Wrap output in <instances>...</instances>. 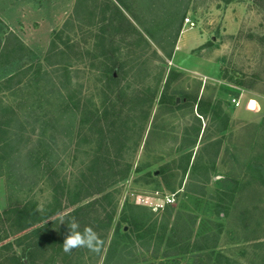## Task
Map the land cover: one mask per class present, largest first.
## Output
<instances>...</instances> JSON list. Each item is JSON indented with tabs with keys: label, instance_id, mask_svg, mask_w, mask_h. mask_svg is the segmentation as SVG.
Here are the masks:
<instances>
[{
	"label": "rangeland",
	"instance_id": "obj_1",
	"mask_svg": "<svg viewBox=\"0 0 264 264\" xmlns=\"http://www.w3.org/2000/svg\"><path fill=\"white\" fill-rule=\"evenodd\" d=\"M121 1L132 8L135 19L128 17L129 12L126 17L133 29L142 33L147 45L139 42L137 32L130 28L118 31L112 48L124 64L121 76L118 75L119 86L130 97L144 92L153 94L145 124L140 96L131 101L122 98L123 108L118 111L122 108L124 113L120 116L122 121L116 123L119 132L115 135L121 140V150L105 152L111 163L104 172L107 178L101 176L107 183L101 193L90 182L99 173L98 166L88 163L92 157L87 146L90 140L75 147L80 134H90L88 117L86 124L77 128L70 155L65 158L66 166H56L55 183L64 177L65 184L54 186L53 194L38 174L36 181H22L13 187L4 169L0 170V214L23 205L28 211L32 202L42 214L43 210L52 211L57 200L58 214L42 226L46 228L44 234L38 233L42 239L65 227L64 215L92 200H96L97 213L102 217L113 214V226L123 215H129V204L145 208V213L134 209L133 215L142 221L147 213L151 214L150 222L156 221V227L138 221L136 230L120 222L121 227H129V238L120 243L127 248V264H166L165 253L178 247L181 251V243L168 240L177 214L180 222L185 220L188 226L189 248L202 249L198 250L202 264H211L216 252L230 259L219 264H264V0ZM74 3L75 0H0V37L11 31L41 60L53 32L71 16ZM98 6L91 24L103 28L110 6L104 0H99ZM181 10H185L182 23L188 18L193 27L178 24ZM137 60L145 61L142 76L139 69H133ZM91 63L78 76L83 94L95 93V82L102 75L100 64L93 63L92 67ZM15 68L3 67L0 78ZM163 95L164 100L176 103L159 105ZM13 101L12 97L3 99L4 105L14 106ZM129 128L133 132H127ZM126 166H130V172L125 178L108 181L110 173L118 175ZM220 176L223 179H217ZM166 195H174L172 206H149L154 199L160 204ZM136 197L145 199L137 202ZM166 210L171 217L162 234L160 225L167 218ZM28 221H32L31 216ZM7 227L0 228V246L33 229L14 236L15 228ZM85 228H90V224H78L77 231ZM176 229L180 233L181 228ZM99 233V257L97 250L85 247L63 253L76 263L84 260L86 264H102L113 227ZM50 255L40 251L39 263ZM61 257L64 255L58 253L54 262L61 264ZM176 259L177 264L195 260L187 254Z\"/></svg>",
	"mask_w": 264,
	"mask_h": 264
},
{
	"label": "trees",
	"instance_id": "obj_2",
	"mask_svg": "<svg viewBox=\"0 0 264 264\" xmlns=\"http://www.w3.org/2000/svg\"><path fill=\"white\" fill-rule=\"evenodd\" d=\"M104 1L110 8L107 7L108 9H106L109 16L104 19L106 23L101 28L98 27V24H91L95 11L99 9V0H75L71 16L63 22L57 31L53 32L41 60H38L34 52L27 48L11 31L5 32L3 37H0V77L3 67H16L9 75L0 78V94L3 96L0 98V115L2 117L0 120V170L4 169L7 178L13 181V187L22 181H36L34 179L36 174L41 176L44 182H47L52 194L55 191L54 186L64 185L65 178L63 177L59 183H55L57 181L54 175L57 167L66 166L65 158L70 155L69 149L73 138L78 134L76 133L77 128L79 125L82 128L88 117L89 123H91V127L88 129L90 131V134L88 133L89 137H87L88 134L84 136L80 134L75 147L84 144L86 139L90 140L87 141V146L90 148L89 151L92 157L88 163L99 167V173L94 177L92 176L90 182L93 186L99 188L95 189L96 192L101 193L107 185L104 182V179L107 178L104 172L111 163L109 155L105 152L113 148L114 152L121 150V140L117 139L115 135L119 132V127H116L119 125H116V123L122 121L120 116L122 112L124 113L122 111L124 103L122 98L131 101L134 100L132 97L136 99L140 96L138 98L139 104H141L140 112L145 124L149 106L153 103V94L148 95L144 92L130 97L126 89L120 88L118 75L121 76L124 64L120 60L119 54L112 48V43L119 30L126 31L129 28L134 30L135 33L137 32L139 42H142L143 45H147V43L142 37V33L136 28L135 31L132 23L126 17L129 12L128 17L135 19L132 8L128 4L121 0ZM184 14L185 10H181V18L178 24L182 23ZM78 21L84 25L79 24ZM1 29L2 27H0V31ZM106 30L108 35H105ZM175 32L174 37L176 39L179 29ZM90 37H93V39H90ZM125 45L127 44L124 43L123 46ZM99 50L101 54H98ZM94 51H96V54ZM71 53L76 56L73 57ZM86 57H88V60H86ZM140 57L141 55L137 59ZM91 62L100 64L103 76L99 75L100 79L95 82V93L83 94L82 83H80L78 76L82 70L86 69L85 66L89 68L87 64ZM93 63H91L92 67H95ZM142 66L144 69L146 68L145 61L138 63L137 60V63L133 65V69H139L137 72L140 76H142ZM113 72H116V78L113 76ZM158 78L160 79L159 75ZM5 97L14 98L15 105H4L3 99ZM164 99L165 95L160 98L159 105L176 103L175 100L169 102ZM120 107H122L121 112L118 111ZM130 113H133V111L131 110ZM104 120L105 122H102ZM126 130L129 133L133 132L132 128ZM111 142H113V145L110 144ZM114 142L117 145H114ZM133 143L136 144V139ZM102 149L104 150L103 153ZM88 170L92 171L93 169L89 168ZM129 170L130 166H126V169L118 175L110 173L111 179H108V181L116 182L125 178L129 174ZM102 175L104 179L101 178ZM149 175L151 174L149 173ZM95 204L96 200H92L73 209L63 216L65 227L57 234L53 236L47 234L42 239L38 238V233L43 231L44 234L46 230L42 226L47 225V221L51 218L54 220L56 218L54 216L58 214L57 210L59 209L56 208H59L60 203L57 200L56 207L52 211L43 210L42 214L35 202L29 203L28 211H24L25 207L23 205L22 207H11L8 211L3 212L0 214L1 229L4 230L6 226H8L7 229L15 228L17 233L14 236H18L27 228L33 229L30 233L15 237L14 242H6L0 246V264H55L54 258L57 257L58 253L64 255V257H61V264H75L76 261H71L68 253H63V242L68 235L67 229L72 218H75L76 222L81 225L89 223L97 238L102 237V235H98L99 232H102V230L107 231L113 227V237L106 248L102 264L129 263L126 259V256H128L127 248L120 244L129 238V227L128 230L124 231V227L120 226V222L129 224L131 228L137 230L139 222H142L145 226L155 228L156 221L151 223L150 218L152 215L148 213L142 221L138 220L133 215V210L141 209L144 212L146 209L127 204L126 208L129 209V215H123L113 226V214L102 217L97 213ZM166 213L167 218H164L162 225H160L162 234L167 230L171 217L170 211L166 210ZM35 215L37 216L33 217ZM30 216L32 221H28ZM178 227L181 228L180 233L176 229ZM187 231L188 226L185 220L180 222L177 214L175 222L173 220L172 234L168 240L181 243V251L178 247L165 253L164 258L168 259L166 264H177L176 258L186 254L195 259L190 264H202L200 253H198V250L202 249L195 251L189 248L190 235ZM102 239L104 243L106 237ZM215 239L214 235L213 240ZM0 242H2L1 238ZM40 251L50 252L51 255L47 257V260L39 263L38 255ZM100 253L98 247L96 255L99 257ZM221 260L229 261L230 259L216 252L211 264H219ZM85 262L84 260L78 261L76 264H86ZM58 264L60 263L58 262Z\"/></svg>",
	"mask_w": 264,
	"mask_h": 264
},
{
	"label": "clouds",
	"instance_id": "obj_3",
	"mask_svg": "<svg viewBox=\"0 0 264 264\" xmlns=\"http://www.w3.org/2000/svg\"><path fill=\"white\" fill-rule=\"evenodd\" d=\"M217 179H223V177L220 176ZM77 228L78 223L75 218H72L69 222L68 235L63 242V250L68 252L76 247H85L91 251H96L101 243L96 233L90 228H85L83 232H78Z\"/></svg>",
	"mask_w": 264,
	"mask_h": 264
},
{
	"label": "built area",
	"instance_id": "obj_4",
	"mask_svg": "<svg viewBox=\"0 0 264 264\" xmlns=\"http://www.w3.org/2000/svg\"><path fill=\"white\" fill-rule=\"evenodd\" d=\"M182 24H183V26L188 25V27H190V28L194 26L193 22L190 21L188 18L183 19ZM235 102H236L235 99L231 100V104H234ZM141 197H136L137 202L144 201L145 198H141ZM152 202L153 201L151 200V205H149V206H155L157 208H163V206H172V204L174 203V195H166L160 204H156L157 199H154V202L153 203Z\"/></svg>",
	"mask_w": 264,
	"mask_h": 264
},
{
	"label": "water",
	"instance_id": "obj_5",
	"mask_svg": "<svg viewBox=\"0 0 264 264\" xmlns=\"http://www.w3.org/2000/svg\"><path fill=\"white\" fill-rule=\"evenodd\" d=\"M126 229L124 228V231H125Z\"/></svg>",
	"mask_w": 264,
	"mask_h": 264
}]
</instances>
